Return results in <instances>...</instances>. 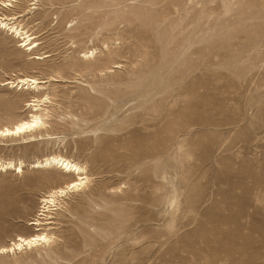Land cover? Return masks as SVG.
<instances>
[{
	"label": "rangeland",
	"instance_id": "374dc122",
	"mask_svg": "<svg viewBox=\"0 0 264 264\" xmlns=\"http://www.w3.org/2000/svg\"><path fill=\"white\" fill-rule=\"evenodd\" d=\"M13 4L0 14L38 46L0 28V126L49 101L38 136L0 138L25 163L0 170V246L73 179L30 163L62 154L92 182L53 214L54 241L0 264H264V0ZM24 76L43 87L4 84Z\"/></svg>",
	"mask_w": 264,
	"mask_h": 264
},
{
	"label": "bare ground",
	"instance_id": "6f19581e",
	"mask_svg": "<svg viewBox=\"0 0 264 264\" xmlns=\"http://www.w3.org/2000/svg\"><path fill=\"white\" fill-rule=\"evenodd\" d=\"M16 0H3L0 4L3 7L11 10L14 7L13 2ZM34 3H31V5ZM30 6V5H29ZM16 15L0 14V28L11 31L15 37L20 39V46L25 47L26 51H33L37 48L38 44L34 40V35L23 27L16 25ZM94 54V50L87 52V54ZM41 56H37L40 58ZM43 80L35 77L24 76L14 81H7L6 85L10 84L12 87L19 89H41ZM3 84V83H2ZM49 101L48 97L36 98L34 97L29 106L33 108L32 113L28 117H24L12 125L0 126V138L2 137H36L37 132L41 127L46 125L45 117L48 111L43 108L44 104ZM25 163L20 161L15 163L12 160L5 161L0 159V170L14 169L17 172H23ZM30 168L35 169H49L57 168L68 176H73V179L65 181L62 185L53 187L43 193L41 199V206L37 217L33 218L29 224L34 227V233L28 236L17 235L9 245L0 246V254H12L14 252L32 249L34 247L49 244L55 239V234L47 232L48 225L52 223L50 220L54 213L61 211L67 206L65 201L72 194L84 190L92 182V177L89 176L87 166L81 164L71 158L65 157L62 154H51L42 159H38L30 163ZM54 217V216H53ZM48 227V228H47Z\"/></svg>",
	"mask_w": 264,
	"mask_h": 264
}]
</instances>
